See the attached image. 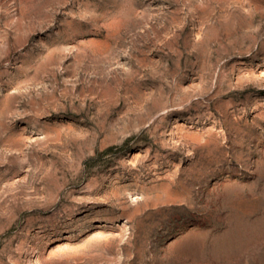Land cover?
I'll return each mask as SVG.
<instances>
[{
    "label": "rangeland",
    "instance_id": "374dc122",
    "mask_svg": "<svg viewBox=\"0 0 264 264\" xmlns=\"http://www.w3.org/2000/svg\"><path fill=\"white\" fill-rule=\"evenodd\" d=\"M0 264H264V0H0Z\"/></svg>",
    "mask_w": 264,
    "mask_h": 264
}]
</instances>
